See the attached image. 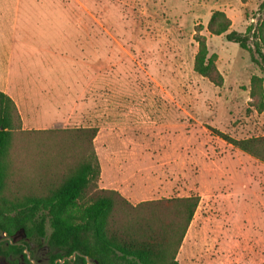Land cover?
<instances>
[{
    "label": "rangeland",
    "instance_id": "rangeland-1",
    "mask_svg": "<svg viewBox=\"0 0 264 264\" xmlns=\"http://www.w3.org/2000/svg\"><path fill=\"white\" fill-rule=\"evenodd\" d=\"M263 2L0 0V90L25 99L22 112L13 99L23 131H14L6 161L17 169L76 162L88 143L73 130L96 129L99 162L153 165L152 181L131 183L138 197L118 190L132 204L200 196L179 264H264V162L210 129L238 139L264 134V110L250 96L251 77L262 76L264 90V73L238 43L207 30L212 13L223 10L231 30L250 27L251 43L264 47ZM198 33L216 54L222 85L194 70ZM71 150L73 159L64 160ZM25 172L10 176L5 192L24 194ZM97 187L115 189L100 178ZM14 240L22 251L0 247V264H14L26 250L32 264H51L47 245L23 233Z\"/></svg>",
    "mask_w": 264,
    "mask_h": 264
},
{
    "label": "trees",
    "instance_id": "trees-1",
    "mask_svg": "<svg viewBox=\"0 0 264 264\" xmlns=\"http://www.w3.org/2000/svg\"><path fill=\"white\" fill-rule=\"evenodd\" d=\"M231 23L223 10H215L207 30L238 43L264 73V47L258 40L251 43L250 27L246 32H239L230 29ZM195 37L198 50L194 70L214 84L222 85L223 75L215 63L216 54H208L206 36L198 33ZM262 82L259 75L250 79V96L258 98L257 110L260 112L264 110ZM22 129L15 101L0 90V233H6L0 247L4 253L13 255L22 251V245L13 237L23 233L25 237L37 240L38 246L49 247L51 264H90L86 255L94 264H179L177 253L200 196L169 197L134 205L118 190L98 188L101 167L91 146L96 135L93 128L73 130L84 136V145L90 146L80 153L77 151V155L72 150L70 157L64 155V160L73 159L75 155L76 162H23L17 169L6 159L14 131ZM210 129L264 162V134L238 139L218 129ZM69 130L72 129L65 131ZM34 167L38 170L33 172ZM24 170L27 191L20 196L5 192L10 176L18 177L17 174ZM52 173L57 174V180L51 181ZM37 179L42 182L30 183ZM73 253L75 257L64 259ZM22 259L32 264L26 252L23 258H14L13 263L24 264Z\"/></svg>",
    "mask_w": 264,
    "mask_h": 264
},
{
    "label": "crops",
    "instance_id": "crops-1",
    "mask_svg": "<svg viewBox=\"0 0 264 264\" xmlns=\"http://www.w3.org/2000/svg\"><path fill=\"white\" fill-rule=\"evenodd\" d=\"M10 95L16 101L17 105L19 106V109L21 110V106H23L21 104H25L23 92H10ZM22 111L23 110H21V112ZM25 118L26 117L23 116L24 121ZM36 118L28 117L26 118V121L28 123H33ZM41 119L37 121L40 122ZM126 161L127 162H120L115 160L114 162H103L102 160H100V182L103 184L104 187H114L126 197H138L140 192H135L133 189H131V183H133L134 181L139 183L152 181L151 178L154 176L153 165L151 162H130L129 159ZM259 179L262 180L264 179V177H261ZM262 187L264 188V186ZM148 192H151V190H149Z\"/></svg>",
    "mask_w": 264,
    "mask_h": 264
},
{
    "label": "water",
    "instance_id": "water-1",
    "mask_svg": "<svg viewBox=\"0 0 264 264\" xmlns=\"http://www.w3.org/2000/svg\"><path fill=\"white\" fill-rule=\"evenodd\" d=\"M26 252H27V250H26ZM73 257H75V253H73L71 256H66L64 259H66V258L70 259V258H73ZM85 257H86V260H87L88 263L94 264L93 261L87 255ZM63 260H61V261H63Z\"/></svg>",
    "mask_w": 264,
    "mask_h": 264
},
{
    "label": "flooded vegetation",
    "instance_id": "flooded-vegetation-1",
    "mask_svg": "<svg viewBox=\"0 0 264 264\" xmlns=\"http://www.w3.org/2000/svg\"><path fill=\"white\" fill-rule=\"evenodd\" d=\"M16 236V235H15ZM15 236H14V239H15ZM17 243H19V241H16Z\"/></svg>",
    "mask_w": 264,
    "mask_h": 264
}]
</instances>
